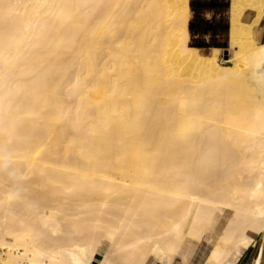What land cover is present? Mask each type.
Here are the masks:
<instances>
[{
	"label": "bare ground",
	"instance_id": "obj_1",
	"mask_svg": "<svg viewBox=\"0 0 264 264\" xmlns=\"http://www.w3.org/2000/svg\"><path fill=\"white\" fill-rule=\"evenodd\" d=\"M190 2L0 0V264H173L205 236L225 264L264 231V0H230L225 58Z\"/></svg>",
	"mask_w": 264,
	"mask_h": 264
},
{
	"label": "crops",
	"instance_id": "obj_2",
	"mask_svg": "<svg viewBox=\"0 0 264 264\" xmlns=\"http://www.w3.org/2000/svg\"><path fill=\"white\" fill-rule=\"evenodd\" d=\"M191 1H193V0H191ZM194 1H195L196 6L198 7V10L194 11L192 9L193 16H192L191 20H195V19L200 18V19H204V20L209 21V22H214L215 24H217V23H223V24L229 23V11H228L229 7L222 9L220 6H218V4L213 5V6H208V7H201V4H200L201 1H208L209 2L211 0H194ZM214 1H216V0H214ZM218 1L222 2L223 0H218ZM225 1H227V0H225ZM255 16H256V13L254 11H247L244 18L247 21H251L255 18ZM254 33H255L257 40L260 43L264 42V14H263L262 18H260V21L254 26ZM227 35H228V33H227ZM197 36H200V35H197ZM212 36L213 35L211 32L204 35V37L207 40L210 39ZM220 36H221V34L218 35V37H220ZM220 48H222V47H220ZM224 212H226V210ZM218 217H220V215H218V211H217V213L213 219L212 224L214 223V221H216V218H218ZM216 227H218V226H216ZM252 236L254 237L255 240L251 244V246L248 248L243 247V246L238 247L230 255V257L227 259L225 264H264V238H263L264 237V231L254 233V234H252ZM202 240H205V241H202ZM212 246H213V244H212ZM212 246H211V248H212ZM211 248H209V241L207 240L206 237H204L201 240L187 239L184 247L182 248V250L179 251V253L175 257L179 256L183 260H189L192 258L191 264H204L207 257H208V254H209ZM154 264H156V263H154Z\"/></svg>",
	"mask_w": 264,
	"mask_h": 264
},
{
	"label": "trees",
	"instance_id": "obj_3",
	"mask_svg": "<svg viewBox=\"0 0 264 264\" xmlns=\"http://www.w3.org/2000/svg\"><path fill=\"white\" fill-rule=\"evenodd\" d=\"M218 2V3H217ZM191 7L194 11L198 10V7L195 4V1L190 2ZM201 7H208L217 5L220 6L222 9L228 8L230 5V1L223 0L222 2H219L218 0L214 1H201L200 2ZM223 20V19H222ZM191 36H192V45L198 47L199 49H206L209 50L212 47H222L227 48L228 47V39H227V33L229 31V23L223 24V23H217L209 22L204 19H195L190 21L189 25ZM212 33V37L210 39H206L204 37L207 33ZM221 34L220 37L218 35ZM200 35V36H197Z\"/></svg>",
	"mask_w": 264,
	"mask_h": 264
},
{
	"label": "rangeland",
	"instance_id": "obj_4",
	"mask_svg": "<svg viewBox=\"0 0 264 264\" xmlns=\"http://www.w3.org/2000/svg\"><path fill=\"white\" fill-rule=\"evenodd\" d=\"M192 16H193V11H192ZM192 19V18H191ZM227 37V39H228V47L227 48H223L222 49V53H221V58H225L226 57V54H225V49H229V36L227 35L226 36ZM190 43H192V36L190 35ZM202 52H204V53H211V50L212 49H209V50H206V49H200ZM230 54V52H228V55ZM112 171L113 172H117V171H119V169H116V168H112ZM225 211V209H220V210H218V215H220V217H218V218H216V221H214V225L215 226H218V230H220L225 224H226V222L228 221V219H229V217L231 216V212H230V210H226V212H224ZM252 234H254V232H252ZM206 237V236H205ZM187 239H191L190 237H188ZM186 239V240H187ZM203 239V238H202ZM202 241H205V240H202ZM201 241V242H202ZM200 242V243H201ZM199 243V244H200ZM198 244V245H199ZM212 242H209V248H211V246H212ZM198 248V247H197ZM154 256H152L151 258H150V262H149V264H151V262H152V264H154V263H156V258H154ZM152 260V261H151ZM191 262H192V258L191 259H189V260H183L181 257H179V256H177V257H175L174 258V261H173V264H191Z\"/></svg>",
	"mask_w": 264,
	"mask_h": 264
},
{
	"label": "water",
	"instance_id": "obj_5",
	"mask_svg": "<svg viewBox=\"0 0 264 264\" xmlns=\"http://www.w3.org/2000/svg\"><path fill=\"white\" fill-rule=\"evenodd\" d=\"M228 49H225V54H226V56H228Z\"/></svg>",
	"mask_w": 264,
	"mask_h": 264
}]
</instances>
